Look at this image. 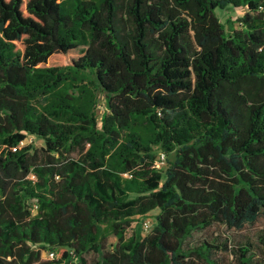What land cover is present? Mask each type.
I'll return each instance as SVG.
<instances>
[{
    "label": "trees",
    "instance_id": "obj_1",
    "mask_svg": "<svg viewBox=\"0 0 264 264\" xmlns=\"http://www.w3.org/2000/svg\"><path fill=\"white\" fill-rule=\"evenodd\" d=\"M259 218L264 0H0V264H264L185 242Z\"/></svg>",
    "mask_w": 264,
    "mask_h": 264
},
{
    "label": "rangeland",
    "instance_id": "obj_2",
    "mask_svg": "<svg viewBox=\"0 0 264 264\" xmlns=\"http://www.w3.org/2000/svg\"><path fill=\"white\" fill-rule=\"evenodd\" d=\"M246 9L239 7H227L225 9H217L216 14L219 16L220 20L225 24L226 27H229L231 24L228 21L233 22V26L237 27L238 23L236 19L240 17ZM97 93V106L95 107V114L97 117V121L100 120L106 105L104 98L99 93L98 89L95 90ZM22 145H32L33 147H40L43 145V141L41 139L36 138L35 136L28 135L26 139L22 142ZM156 153V164L161 171H164L167 165V161H171L174 158L173 153L165 155L161 157L162 151L155 149ZM158 212V209H155L148 213L145 216L135 218L132 222L131 226L127 230V236L135 233L136 235L143 236L146 234L152 226L155 224L154 215ZM260 235H264V218H259L254 224H246L241 229H229L224 225L214 224L211 227L204 230H195L191 233V235L186 239V243L190 246L195 245L203 238L213 239L217 238L219 240H223L228 238L229 243L232 247H235L239 244H243L245 242H250L253 245V252L255 253V259H259L263 256L262 245L260 244L258 237ZM115 239L113 237L109 238V243H113ZM44 258L48 257L46 251L42 253ZM88 259L91 261L93 259L98 258V254L96 252H90L88 254ZM218 259L222 257L221 253L217 254ZM224 257V255H223ZM228 261L234 264V258L230 254L228 255ZM226 260V256L224 257Z\"/></svg>",
    "mask_w": 264,
    "mask_h": 264
},
{
    "label": "built area",
    "instance_id": "obj_3",
    "mask_svg": "<svg viewBox=\"0 0 264 264\" xmlns=\"http://www.w3.org/2000/svg\"><path fill=\"white\" fill-rule=\"evenodd\" d=\"M164 156H165V154L162 153V154H161V157H164ZM29 178H31V179H35V175L31 173V174L29 175ZM32 209H33V211H35V210L37 209V206H36V205H33V206H32ZM47 254H48V257H47V258H53V257H54V253H53V252H47Z\"/></svg>",
    "mask_w": 264,
    "mask_h": 264
}]
</instances>
